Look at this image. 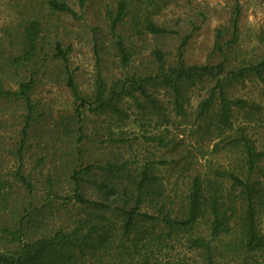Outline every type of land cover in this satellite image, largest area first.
<instances>
[{
  "label": "rangeland",
  "instance_id": "374dc122",
  "mask_svg": "<svg viewBox=\"0 0 264 264\" xmlns=\"http://www.w3.org/2000/svg\"><path fill=\"white\" fill-rule=\"evenodd\" d=\"M65 1L78 19L49 11L46 0H0V85L13 91L18 82L33 80L31 100L35 106L19 160L25 109L13 97L0 98V226L22 230L27 243L70 229L89 211L68 200L74 190L72 176L86 167L90 174L80 175L84 197L117 208L119 214L134 206V196L128 191L125 208L120 198L96 187L118 178L128 180L121 171L111 174V166H125L135 179L149 164L156 178L155 200L175 212L186 204L194 178L203 183L206 198L218 187L227 194L230 184L219 174L238 173L242 165L240 151L228 143L239 133L237 129L245 128L256 148L264 152V88L253 78L226 88L228 98L248 105L243 110L234 108L232 129L218 136L195 120L197 105L208 97L214 81L203 79L188 87L185 116L178 117L170 92L159 85V69L174 67L179 61L186 66L223 62L226 71L256 64L264 57V0H126L128 14L118 29L130 54L125 67L104 20L107 9L114 10L118 0H91L82 9L75 0ZM235 9L238 17L233 26ZM33 20L43 29L38 56L32 64L13 65L22 53L23 31ZM146 20L168 33H146ZM55 38L63 49L71 47L66 64L52 57ZM216 45L223 48L224 56ZM68 75L74 79L80 100L66 87ZM100 83L105 87L104 97L110 89L120 92L142 84L149 99L134 93V98L116 104L118 114L97 111ZM154 136L155 142L145 139ZM21 178L29 183L30 192ZM254 178L259 195L257 225L264 233V158ZM138 212L155 215L157 209L144 204ZM113 221L117 226L120 223V219ZM138 228L148 235L135 233L124 243L131 248L136 244L137 259L147 258L151 264H205V256L188 249L184 238L168 239L162 235V227L141 221ZM199 232L205 235L203 224ZM3 238L0 235V250L7 241ZM109 256L113 259L115 252L103 253L102 264H107ZM217 263L264 264V252L227 254Z\"/></svg>",
  "mask_w": 264,
  "mask_h": 264
},
{
  "label": "trees",
  "instance_id": "16d2710c",
  "mask_svg": "<svg viewBox=\"0 0 264 264\" xmlns=\"http://www.w3.org/2000/svg\"><path fill=\"white\" fill-rule=\"evenodd\" d=\"M79 9L91 0H75ZM49 11L66 15L72 19H78L77 12L70 7L65 0H46ZM128 2L118 0L115 9H107L105 22L108 35L110 36L117 56L122 66H126L130 54L126 51L123 37L118 33L119 27L124 23L128 14ZM233 26L237 22L238 9L234 11ZM144 30L151 35H163L168 33L165 28L156 23L146 20ZM41 24L33 20L27 24L23 31V48L21 55L14 60L15 64L23 66L32 64L38 56V44L42 39ZM53 43V58L63 63L68 62L70 46L62 48V42L55 38ZM184 44V41H183ZM101 45V44H99ZM98 45L95 44L94 54L96 63L100 62ZM220 55L224 56L223 48L215 46ZM159 57V56H158ZM159 85L166 88L172 97L173 112L178 117L185 116L184 102L186 90L203 81L210 79L214 86L207 98L201 100L197 105L195 120L204 125L206 130L213 129L218 136L225 130L232 129L233 110H243L247 103L242 100H232L225 94V90L232 84L242 85L249 78H253L264 88V57L256 64L249 65L237 70L226 71L223 62L208 66H186L181 61L174 67L159 69ZM34 81L29 79L18 82L15 90L5 89L0 85V98L13 97L21 101L25 109L24 127L21 130L22 139L17 157L21 160L25 142L28 139V128L33 122L34 104L31 100ZM66 87L72 96L80 100L77 86L72 76L66 78ZM105 87L102 83L97 87L96 110L120 113L116 104L124 98H134L138 93L143 98L149 99L142 84L138 87L129 86L120 92L110 89L108 96L104 97ZM215 102H217L216 113ZM214 113V114H213ZM213 114V115H211ZM245 128H239L235 136L228 140L229 145L240 151L242 165L238 173L221 172L219 175L229 182V189L213 188L208 198L204 196L203 183L199 178H194L189 189L186 204L177 212L165 207L164 203L155 200V188L153 187L155 177L151 175V167L146 164L140 171L139 177L131 178V172L124 167H109L108 171L123 172L128 180L123 182L120 178L114 182H104L96 185L97 188L109 194H113L123 201V206L128 207V191L134 196V206L128 210L118 213L117 208L110 205L94 202L86 199L81 191L80 175H89L91 169L86 167L72 176L74 190L68 195V200H73L78 206L89 209L82 218H78L68 230H56L49 235L35 239L32 243L23 241L22 230H12L8 226H0V235L7 240L0 250V264H102V255L115 252V257L109 256L107 264H151L147 258L137 259L135 257L136 244L133 247H124V243L131 241L130 237L135 233L147 234L146 230H140L138 223H150L158 225L165 231L162 235L168 239L184 238L188 249L200 252L205 256V264H218L217 259L225 255L255 254L264 252V233L257 225V209L259 206V195L255 186L254 175L259 164L264 158V152L259 151L244 132ZM151 142L157 138L147 137ZM122 140H119L121 142ZM117 181V182H115ZM25 189H30L29 183L21 178ZM52 182L49 180V192ZM30 192V190H28ZM47 194V199L49 197ZM148 205L157 209L155 215L139 213L141 205ZM113 219H120L119 225H115ZM203 224L206 228L205 235L199 232V226ZM228 239V240H225ZM116 240V244H115Z\"/></svg>",
  "mask_w": 264,
  "mask_h": 264
}]
</instances>
